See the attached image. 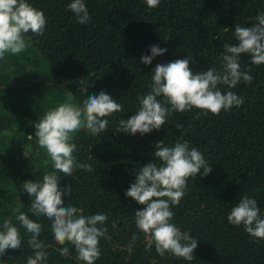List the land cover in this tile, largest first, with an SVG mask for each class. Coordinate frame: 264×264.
<instances>
[{
	"label": "trees",
	"instance_id": "1",
	"mask_svg": "<svg viewBox=\"0 0 264 264\" xmlns=\"http://www.w3.org/2000/svg\"><path fill=\"white\" fill-rule=\"evenodd\" d=\"M70 2L29 0L47 17L45 33L37 39L29 32L30 47L24 53L0 60V223L12 219L22 239L20 249L0 255V264H26L32 254L30 234L15 219L17 209L42 224L46 264H83L70 245L71 258L59 254L50 221L32 216L34 197L22 192L21 185L53 171L46 150L37 154L35 123L69 91L73 102L82 104L87 95L102 90L124 111L107 117L108 128L97 136L86 130L75 135L73 155L93 171L76 169L71 177L57 173L61 189L72 187L71 194L62 196L64 207L72 204L85 215L108 214L107 238L100 240L96 264H264V239L227 220L244 193L257 200L264 217V64L251 65L249 56H241L242 67H251L254 80L232 89L244 98L239 108L219 115L196 108L174 112L159 130L143 135L117 131L120 119L138 111L137 97L149 91L156 64L192 56L193 72L219 67L223 44L237 43L233 26L251 27L264 12V0H160L156 8H149L146 0H85L91 16L86 25L75 22L67 9ZM151 45L167 51L145 65L141 56L151 55ZM81 81L87 93L81 92ZM177 123L183 128L176 129ZM161 139L168 145L188 140L212 169L206 176L189 178L186 195L172 208L173 222L198 239L190 262L170 253L161 257L154 246L145 249V237L135 227V211L145 205L125 196L137 169L156 159L154 145ZM133 233L138 240L129 252Z\"/></svg>",
	"mask_w": 264,
	"mask_h": 264
},
{
	"label": "clouds",
	"instance_id": "2",
	"mask_svg": "<svg viewBox=\"0 0 264 264\" xmlns=\"http://www.w3.org/2000/svg\"><path fill=\"white\" fill-rule=\"evenodd\" d=\"M149 8H156L160 0H146ZM75 17V22L86 25L91 16L85 0H71L67 5ZM47 17L43 10L34 7L29 0H0V60L6 55L19 56L30 47L29 32L39 39L45 33ZM234 37L237 43L223 44L220 66L193 72L190 68L192 56L155 65L149 91L138 95L139 108L127 120L120 119L117 131L141 135L159 130L174 113L196 108L205 115H219L221 111L239 108L244 98L232 89L241 82L251 84L254 80L251 67H242L241 56L247 55L251 65L264 64V12L254 17L251 27L236 23ZM167 38H165L166 40ZM167 51L158 45H151V55H142L141 62L150 65L154 57ZM134 82V81H133ZM81 92L87 93L88 86L81 81ZM124 108L105 91L87 95L82 104L73 102L72 93L65 94V100L49 108L35 123V137L39 149L46 150L53 171L45 172L42 180H26L21 191L27 192L32 200L29 211L37 218L47 217L56 249L64 258H71L68 245L75 249V259L83 264H96L101 257L100 240L107 238L108 214L96 212L85 215L83 210L72 204L63 206L62 196L71 194L72 187L61 189L57 173L71 177L76 169L92 172L91 164L79 162L73 153L77 152L74 137L81 130L92 136L103 133L109 125L107 117L123 112ZM176 129L183 128L177 123ZM32 136L29 135V139ZM156 158L139 167L125 196L133 198L144 208L135 211V227L143 233L145 249L154 246L156 253L164 257L170 253L178 259L193 261L198 239L189 231H182L174 223L173 206H178L187 193L189 178L206 176L211 166L204 154L188 140H177L168 145L164 139L154 145ZM203 169V172H201ZM253 196L244 193L227 215L228 223L243 226L244 231L255 239H264V217ZM15 219L26 233L30 234L28 245L32 254L26 264H46L47 245L40 239L42 224L31 219L24 211L16 210ZM138 235L133 233L127 250L131 252ZM22 239L19 227L12 219L5 217L0 223V255L7 249H20Z\"/></svg>",
	"mask_w": 264,
	"mask_h": 264
}]
</instances>
